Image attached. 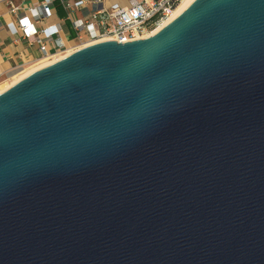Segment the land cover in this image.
Segmentation results:
<instances>
[{"label":"water","instance_id":"water-1","mask_svg":"<svg viewBox=\"0 0 264 264\" xmlns=\"http://www.w3.org/2000/svg\"><path fill=\"white\" fill-rule=\"evenodd\" d=\"M0 264H264V0L1 92Z\"/></svg>","mask_w":264,"mask_h":264},{"label":"built area","instance_id":"built-area-1","mask_svg":"<svg viewBox=\"0 0 264 264\" xmlns=\"http://www.w3.org/2000/svg\"><path fill=\"white\" fill-rule=\"evenodd\" d=\"M182 1L126 0L118 4L110 0H0V6L6 7L8 20L3 28L12 37L11 43H23L38 53L35 58L19 52L22 64L7 72L0 68V83L25 65L61 59L96 42L125 43L146 38Z\"/></svg>","mask_w":264,"mask_h":264},{"label":"crops","instance_id":"crops-1","mask_svg":"<svg viewBox=\"0 0 264 264\" xmlns=\"http://www.w3.org/2000/svg\"><path fill=\"white\" fill-rule=\"evenodd\" d=\"M110 3L124 4L126 0H110ZM6 7L4 5L0 6V68L7 72L9 69L19 66L22 64V60L19 59L18 53L23 52L28 53L33 57H38L36 49L33 47L26 48L23 43L14 44L11 43L12 37L7 34L4 30L3 25L8 20L5 14ZM31 50V51H30ZM8 52L10 55L6 54Z\"/></svg>","mask_w":264,"mask_h":264},{"label":"bare ground","instance_id":"bare-ground-1","mask_svg":"<svg viewBox=\"0 0 264 264\" xmlns=\"http://www.w3.org/2000/svg\"><path fill=\"white\" fill-rule=\"evenodd\" d=\"M193 0H183L178 6L177 8L173 11V13L170 15V17H168V19H166L155 31H153V33H155L156 31H158L162 26H164L165 24H167L169 21H171L173 18H175L179 13H181ZM68 52H70V50H68ZM62 58V57H61ZM60 58L58 57H54L52 59H42L39 60L37 62H35L32 65H25L22 69H20L19 71H17V73H14L13 75H11V77L9 79H6L4 81H2L0 83V93L3 92L4 90H6L7 88H9L11 85H13L14 83H16L17 81H19L20 79H22L23 77L27 76L28 74H30L31 72L42 68L44 66H47L57 60H59Z\"/></svg>","mask_w":264,"mask_h":264},{"label":"rangeland","instance_id":"rangeland-1","mask_svg":"<svg viewBox=\"0 0 264 264\" xmlns=\"http://www.w3.org/2000/svg\"><path fill=\"white\" fill-rule=\"evenodd\" d=\"M61 16V15H60ZM62 17V16H61ZM31 51V50H30ZM6 54L9 56L10 54L8 52H6ZM32 65V64H31Z\"/></svg>","mask_w":264,"mask_h":264}]
</instances>
